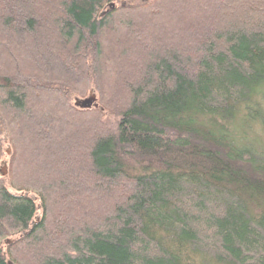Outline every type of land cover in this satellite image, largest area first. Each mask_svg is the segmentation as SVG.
I'll use <instances>...</instances> for the list:
<instances>
[{"label":"trees","instance_id":"obj_1","mask_svg":"<svg viewBox=\"0 0 264 264\" xmlns=\"http://www.w3.org/2000/svg\"><path fill=\"white\" fill-rule=\"evenodd\" d=\"M3 164L0 264H264V0H0Z\"/></svg>","mask_w":264,"mask_h":264},{"label":"water","instance_id":"obj_2","mask_svg":"<svg viewBox=\"0 0 264 264\" xmlns=\"http://www.w3.org/2000/svg\"><path fill=\"white\" fill-rule=\"evenodd\" d=\"M113 6H114L113 3L109 4L110 8H113ZM73 105L79 109H90L92 107L96 108L98 106L97 105V97H96L95 93L92 90H90L85 97L74 98L73 99ZM6 154L7 155L10 154V148L9 147H7V149H6ZM0 174L2 176H5L7 174V167L5 164H3L0 167ZM11 242H12V240L10 238H6L4 240L5 244H10Z\"/></svg>","mask_w":264,"mask_h":264},{"label":"rangeland","instance_id":"obj_3","mask_svg":"<svg viewBox=\"0 0 264 264\" xmlns=\"http://www.w3.org/2000/svg\"><path fill=\"white\" fill-rule=\"evenodd\" d=\"M159 25H162V23H158V24H157V26H159ZM74 98H76V97H74ZM74 98H73V99H74ZM78 98H80V97H78ZM7 147H9V145H6V148H7ZM9 148H10V147H9ZM6 167H7V165H6ZM6 238H8V237H6ZM6 238H3V239H2V240H3V243H4V240H5ZM4 244H5V243H4ZM5 245H7V244H5Z\"/></svg>","mask_w":264,"mask_h":264},{"label":"bare ground","instance_id":"obj_4","mask_svg":"<svg viewBox=\"0 0 264 264\" xmlns=\"http://www.w3.org/2000/svg\"><path fill=\"white\" fill-rule=\"evenodd\" d=\"M4 142H6V140H5V139H4ZM6 149H7V148H6ZM6 149H5V150H6ZM10 153H11V150H10ZM9 155H10V154H9Z\"/></svg>","mask_w":264,"mask_h":264}]
</instances>
